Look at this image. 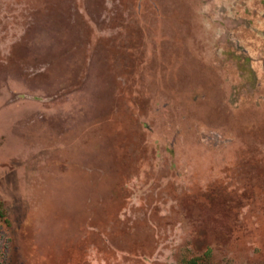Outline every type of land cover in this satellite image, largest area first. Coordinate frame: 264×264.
<instances>
[{"label":"rangeland","instance_id":"obj_1","mask_svg":"<svg viewBox=\"0 0 264 264\" xmlns=\"http://www.w3.org/2000/svg\"><path fill=\"white\" fill-rule=\"evenodd\" d=\"M0 264H264V0H0Z\"/></svg>","mask_w":264,"mask_h":264},{"label":"trees","instance_id":"obj_2","mask_svg":"<svg viewBox=\"0 0 264 264\" xmlns=\"http://www.w3.org/2000/svg\"><path fill=\"white\" fill-rule=\"evenodd\" d=\"M3 211L0 209V218H3ZM181 264H209L206 256L203 257H193L183 260Z\"/></svg>","mask_w":264,"mask_h":264}]
</instances>
